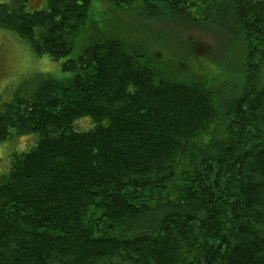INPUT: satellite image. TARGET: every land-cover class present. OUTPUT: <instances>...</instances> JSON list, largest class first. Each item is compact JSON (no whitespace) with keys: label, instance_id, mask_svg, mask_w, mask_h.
<instances>
[{"label":"trees","instance_id":"16d2710c","mask_svg":"<svg viewBox=\"0 0 264 264\" xmlns=\"http://www.w3.org/2000/svg\"><path fill=\"white\" fill-rule=\"evenodd\" d=\"M93 1L0 0V28L64 59L0 103V142L37 137L0 175V264H264V0ZM106 9L216 33L226 78L199 44L194 75L111 36Z\"/></svg>","mask_w":264,"mask_h":264},{"label":"rangeland","instance_id":"374dc122","mask_svg":"<svg viewBox=\"0 0 264 264\" xmlns=\"http://www.w3.org/2000/svg\"><path fill=\"white\" fill-rule=\"evenodd\" d=\"M40 1L34 0V7H42L44 2L38 5ZM95 1L92 2L91 15L98 10L95 8ZM119 15L115 13L114 16L110 10L106 9L104 13L98 15L95 19L98 21L100 29L105 27L106 31L113 37L137 42L141 49L146 50L148 56L154 57L153 59L157 61L165 62L171 68L175 66L191 67L188 63L193 64L192 61H195L192 49L199 44L207 53L204 60L205 68H196L195 65L194 68L206 75L215 87L220 86L221 79L226 78V73L224 74L217 67H213L217 54L221 52V48L227 43L216 33L212 35L197 29L184 18L179 19V22L177 20L176 26L164 22V20H161V22L152 20L148 24L154 30L145 27L147 23L141 19L134 22L139 26L132 27L126 18ZM153 37H156L160 42L156 43L151 40ZM84 42L85 39L82 36L77 37L71 56L80 53V48ZM239 55L240 48L235 46L228 49V57L225 59L229 63L233 60L235 64L236 60L239 59ZM63 60L62 58L54 61L46 55H35L12 31L0 28V103L9 101L19 91H28L42 74H49L53 77L63 76L64 73L61 70ZM194 68H189V73L196 75L197 70ZM233 69H235V65ZM232 71L231 76L234 78V71ZM259 80L264 85V60H262ZM93 125L89 116L77 118L73 122L74 128L78 131H86L91 129ZM32 138H34V142H32ZM36 138L35 134L17 135L0 142V175L6 173L9 169L10 154L28 150L34 145Z\"/></svg>","mask_w":264,"mask_h":264}]
</instances>
